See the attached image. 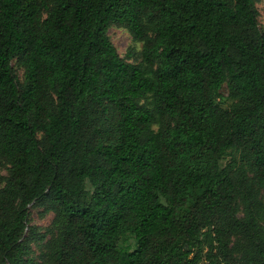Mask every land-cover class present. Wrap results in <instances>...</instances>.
Here are the masks:
<instances>
[{
  "label": "trees",
  "instance_id": "1",
  "mask_svg": "<svg viewBox=\"0 0 264 264\" xmlns=\"http://www.w3.org/2000/svg\"><path fill=\"white\" fill-rule=\"evenodd\" d=\"M0 165V264H264L256 0H0Z\"/></svg>",
  "mask_w": 264,
  "mask_h": 264
},
{
  "label": "rangeland",
  "instance_id": "2",
  "mask_svg": "<svg viewBox=\"0 0 264 264\" xmlns=\"http://www.w3.org/2000/svg\"><path fill=\"white\" fill-rule=\"evenodd\" d=\"M256 7L259 29L264 30V0H256ZM108 36L121 58L133 63L140 60L142 42L134 40L126 27L113 25L108 29ZM11 64L15 75L21 81L22 67L16 59H13ZM6 174V168L0 165V187L4 184ZM239 215L241 216V211ZM55 222L56 212L47 201L33 203L29 206L28 226L23 242L29 248V257L36 264H42V255L56 235Z\"/></svg>",
  "mask_w": 264,
  "mask_h": 264
}]
</instances>
